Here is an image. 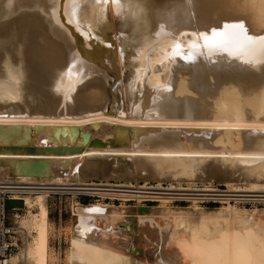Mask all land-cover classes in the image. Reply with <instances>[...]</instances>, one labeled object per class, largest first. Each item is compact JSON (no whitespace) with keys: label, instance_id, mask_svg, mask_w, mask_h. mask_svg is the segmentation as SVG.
Segmentation results:
<instances>
[{"label":"bare ground","instance_id":"obj_1","mask_svg":"<svg viewBox=\"0 0 264 264\" xmlns=\"http://www.w3.org/2000/svg\"><path fill=\"white\" fill-rule=\"evenodd\" d=\"M68 11L65 0H0V194L23 202L11 209L24 213L12 216L23 234L18 260L52 263L53 194L140 202L154 193L96 180L191 181L227 168L253 179L248 196L264 197V53L160 62L169 33L243 23L264 36V0L83 2L75 21ZM73 60L79 75L62 82ZM25 159L49 168L26 175ZM230 199L219 210L139 208L137 236L121 229L132 215L123 207L74 202L66 264H264V212Z\"/></svg>","mask_w":264,"mask_h":264},{"label":"rangeland","instance_id":"obj_2","mask_svg":"<svg viewBox=\"0 0 264 264\" xmlns=\"http://www.w3.org/2000/svg\"><path fill=\"white\" fill-rule=\"evenodd\" d=\"M108 43L110 44L111 42H108ZM113 49L116 50V45L114 42L112 45V50ZM239 174L240 172L236 173V172H232L231 170L229 171V169L227 168L225 169L222 168L220 172L214 176L209 177L207 175H202L199 177L192 178L191 181H188V180L177 181L174 179H165V178H162L161 180L153 179V178L151 179L138 178L137 181L129 180V179L121 180V181H115L111 179L109 181H103V182H100L97 180L93 181V183H97V184L102 183L104 185L108 184L111 186L112 185L113 186L114 185L115 186L116 185L117 186L119 185L120 186L121 185L136 186L137 185L138 188L139 187L145 188L143 190H139L141 193L143 192L153 193L154 192L153 193L154 196H156V194L159 192L158 193L159 195L157 194L156 198L153 195H150V197L152 196L153 200L149 198L147 200L146 199L143 201L141 200L140 202H137L133 199L125 200L121 198L98 197V196H94L90 194L89 195L84 194L83 191L82 192L80 191V193L77 194L76 196H73L71 194H65V195L64 194L63 195L53 194L51 195L50 214H49L50 223L52 224L53 227H52V233L50 234V237H49V245H50V249L54 257L52 258V263L50 264H66V251L68 248L71 206L74 202L75 203L79 202L83 205L94 204L98 202L104 205L106 204L109 206L113 205L116 207H123L125 210L129 211L130 214L132 215L128 216L129 218L128 221L122 222L121 229L124 231H127L130 235H134V236H137L138 234L137 230L139 227V224L137 223L134 215L137 214L136 212H139L138 211L139 208L150 210L152 208L153 209H159V208H166V209H176V208L186 209L187 208L188 209L192 207H200L201 209H206V210H213V209L219 210L223 207H227V204L224 199L229 197L231 198L229 201L231 206H234L238 209L246 210L248 212L258 211L257 213L261 214L262 212H264V197L248 196L249 191L252 190L251 187H252L253 179L246 178L244 176H241V174L240 175ZM258 182L259 183L261 182L260 184L261 185L263 184L262 186L264 188V178L259 179ZM147 188L151 190H147ZM170 188L171 190H175V189L182 190L183 189V190H190V191H167L166 192V190H170ZM110 189L135 191L133 189H121V188L118 189L115 187L110 188ZM205 190L206 191L210 190L212 192H209L208 194V191L206 192ZM237 191H244V192H237ZM115 193L118 194V192H115ZM163 194H165V196ZM253 194L254 193H251V195ZM4 195H7V194H4ZM4 195L0 194V204L2 203ZM142 195H146V194H142ZM231 195H243V196H231ZM158 197L160 198L169 197L171 198V200L163 201V200H159L160 198ZM244 197L246 199H244ZM259 198H262V199H259ZM254 200H257V201H254ZM15 213H19L20 215L24 214L23 211H9L7 215H8V222L11 225L14 224V218H12V216ZM261 215L259 217L263 218L262 220L264 222V216H263L264 214H261ZM141 251H142L141 247H138V250L135 253L137 260H140V261L143 258V254ZM58 255H60V258L59 257L58 258L61 262L60 261L57 262L58 258L57 259L55 258Z\"/></svg>","mask_w":264,"mask_h":264},{"label":"snow or ice","instance_id":"obj_3","mask_svg":"<svg viewBox=\"0 0 264 264\" xmlns=\"http://www.w3.org/2000/svg\"><path fill=\"white\" fill-rule=\"evenodd\" d=\"M69 5L68 15L75 21L77 8L83 2H92L97 5L108 4L109 0H65ZM120 0H111L113 5H119ZM167 47L163 50L164 61H174L177 58L186 62L193 60L197 55L226 53L230 57L253 55L257 51L264 53V36L253 37L247 33L243 23L224 24L222 30H212L209 33H181L173 36L167 34ZM185 37L189 39L185 41ZM158 49L153 48L156 52ZM77 62L71 61L67 69L61 74V80L71 82L79 73L76 71ZM73 90H75L73 88ZM94 211V210H90Z\"/></svg>","mask_w":264,"mask_h":264},{"label":"built area","instance_id":"obj_4","mask_svg":"<svg viewBox=\"0 0 264 264\" xmlns=\"http://www.w3.org/2000/svg\"><path fill=\"white\" fill-rule=\"evenodd\" d=\"M10 195H4L0 204V264H23L18 260L17 255L22 247L23 234L14 225L8 222V212L4 208V199Z\"/></svg>","mask_w":264,"mask_h":264},{"label":"water","instance_id":"obj_5","mask_svg":"<svg viewBox=\"0 0 264 264\" xmlns=\"http://www.w3.org/2000/svg\"><path fill=\"white\" fill-rule=\"evenodd\" d=\"M112 48V46H111ZM82 138L86 139L87 141L90 140V135L89 133H85L81 136ZM82 147L80 145H77L76 148H61L58 147L57 149L53 148H47L44 151L39 148H28L27 152H49V153H54V154H62V153H73L77 152L80 150ZM19 165L21 166L22 170L25 172L26 175L29 176H36V177H41L42 172H46L49 168V162L46 161L45 159H25L21 160L19 162ZM23 202L19 200H13V199H5L4 201V208L6 210H11L14 207H22Z\"/></svg>","mask_w":264,"mask_h":264}]
</instances>
